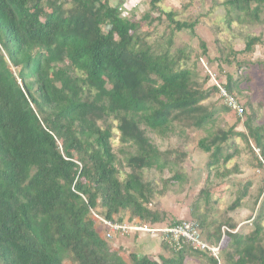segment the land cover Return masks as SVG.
<instances>
[{
    "label": "trees",
    "instance_id": "trees-1",
    "mask_svg": "<svg viewBox=\"0 0 264 264\" xmlns=\"http://www.w3.org/2000/svg\"><path fill=\"white\" fill-rule=\"evenodd\" d=\"M162 1L150 0L152 11ZM227 6L234 12L229 24L260 23L264 14V0H229ZM149 17L123 18L110 0H0V264H128L92 214L162 222L147 207L152 185L142 170L163 171L170 162H163L146 129L161 136L177 125L206 130L199 147L211 154L210 168L234 158L224 151L234 137L253 140L264 156V127L248 122V134L214 130L217 113L203 105L208 94L171 52L172 40L158 52L140 36ZM167 18L172 34L197 26L174 13ZM260 42L251 37L245 53ZM240 86L229 76L225 88L239 101ZM111 122L118 123L121 142L136 150L128 159L133 172L123 181ZM250 188L231 211L243 206ZM198 212L192 216L211 245L221 243L224 227L231 230L221 263L188 245L178 250L163 243L167 255L131 254L132 264H264V202L248 234L233 225L212 231Z\"/></svg>",
    "mask_w": 264,
    "mask_h": 264
},
{
    "label": "rangeland",
    "instance_id": "rangeland-1",
    "mask_svg": "<svg viewBox=\"0 0 264 264\" xmlns=\"http://www.w3.org/2000/svg\"><path fill=\"white\" fill-rule=\"evenodd\" d=\"M228 1L163 0L157 12L152 11L150 0H110V4L121 9L123 18L139 22L145 16H150L138 32L156 51L168 50L172 40L171 52L182 58L181 65L193 71L198 87L208 94L203 105L209 112L217 113L215 131L233 129L248 134V122L252 127H264V14L260 23L234 21L229 24L234 12L228 14ZM168 13H174L177 21L196 22L195 30L172 34ZM251 37H259L261 42L254 52L245 53L246 43ZM203 43L207 47L206 55ZM214 75L221 86L227 84L229 76L241 81L242 93L237 97L245 108L243 117L232 110L225 112L222 109L226 104L221 93L214 90L218 86ZM249 118L250 121H247ZM111 124L114 125V153L123 181L133 172L128 159L136 150L121 142L118 123ZM146 131L163 162H170L163 171L157 167L142 170V179L152 185V197H149L147 207L161 217L159 224L194 219L193 211L198 208L199 215L208 217L207 224L212 231L227 225L242 228L244 234L253 230L252 223L264 202V165H260L261 160L253 149V146L257 148L253 140L247 142L242 137L231 138L224 144V151L225 154H234V158L220 167L210 168L211 154L199 147L200 141L207 136L206 130L177 125L175 131L166 136L150 129ZM248 185L251 187L249 197L243 201L241 208L231 211V205ZM204 191L209 192V197L204 195ZM97 224L105 237V230L102 231L99 222ZM108 242L128 264H132L131 254L148 256L149 247L160 249L150 254L156 260L162 254L167 255L162 242L149 237L139 238L135 234L123 237L117 234ZM228 242L225 239L223 246ZM65 264L72 263L66 261ZM188 264L204 262L190 260Z\"/></svg>",
    "mask_w": 264,
    "mask_h": 264
},
{
    "label": "built area",
    "instance_id": "built-area-1",
    "mask_svg": "<svg viewBox=\"0 0 264 264\" xmlns=\"http://www.w3.org/2000/svg\"><path fill=\"white\" fill-rule=\"evenodd\" d=\"M216 78L217 77L214 75L213 79L218 85L216 87L221 93V97L224 99L226 106L237 115L242 117L244 115L243 106L234 96L228 93L225 86H221L217 82ZM253 149L264 165V157H262L259 148L257 149L255 146H253ZM92 215L94 219L104 228L105 239L107 241L113 240L117 234H120L123 237L132 234L137 236H146L151 239H157L160 243H166L178 250H182L188 245L195 251L208 252L212 257L218 259L220 263L225 234L226 232H231L229 228L224 227V237L221 243L219 245H211L207 241V238L205 237L199 222L194 219L172 221L168 224H152L149 222H143L138 218L130 220L129 215L124 222L108 220L100 216L97 212H93Z\"/></svg>",
    "mask_w": 264,
    "mask_h": 264
},
{
    "label": "crops",
    "instance_id": "crops-1",
    "mask_svg": "<svg viewBox=\"0 0 264 264\" xmlns=\"http://www.w3.org/2000/svg\"><path fill=\"white\" fill-rule=\"evenodd\" d=\"M139 238H145L146 236H138ZM158 243V242H157ZM158 246H159V244H158ZM148 250H149V254H148V256H151L150 254L151 253H154L155 251H158V250H160L159 248H154V249H151V247H149L148 248ZM155 259V258H154Z\"/></svg>",
    "mask_w": 264,
    "mask_h": 264
}]
</instances>
